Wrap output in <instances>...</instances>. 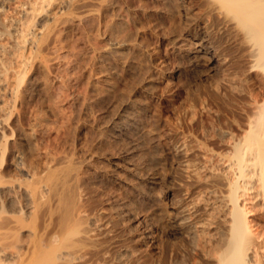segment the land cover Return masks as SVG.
I'll return each instance as SVG.
<instances>
[{"label": "rangeland", "instance_id": "rangeland-1", "mask_svg": "<svg viewBox=\"0 0 264 264\" xmlns=\"http://www.w3.org/2000/svg\"><path fill=\"white\" fill-rule=\"evenodd\" d=\"M171 1L84 0L82 5L76 1L77 5L75 0H0V117L11 112L12 118L10 117L8 125L16 135L14 138L23 146L19 144L22 149L16 148L10 158L15 170L14 177L17 174V178L31 179L33 165L46 166L52 162L51 159L58 160L60 156H65L66 159L71 156L81 161L87 155L97 154L96 157L93 156L94 164H84L87 174L95 178H91L92 191L89 190L84 198L89 200L87 210L96 226L107 232H104L107 235L103 238L104 242L106 241L104 245L107 246V249L105 246L103 249L107 252L104 250L103 257L95 256L93 264H106L103 259L107 256L114 257L115 264H200L202 261L195 248L199 239L204 238L199 237L203 232L199 231V236L193 237L187 232L176 233L164 228L156 219L158 216L154 215L152 208L145 204L146 201L133 193L124 182L127 179L133 183L138 182V178L128 175L115 164L133 152L128 150L130 154H127L129 145L127 147V144L119 142L117 145L113 141L111 129L123 120L122 112L126 101L137 99L135 106L132 102L130 105L142 115L146 133L140 139L138 146L142 147L137 148L136 156L150 157L163 153V156H166L169 153L170 156L173 155L172 158L175 157L173 160H163L161 166H158L163 167L164 180L159 187H170L175 197L183 200L178 199L180 202L191 203L199 197L203 198L205 194V185L199 181H203L207 175V172L200 168L204 161L200 159H203V153L206 151L199 141L210 139L207 136L214 140L224 128H220V124L218 126L216 122L210 123L212 119L207 116L205 109L208 108V102L213 103L207 94L198 92V89L203 83H212V86H219L221 90L224 78L221 81L223 75L210 71L203 72L195 80H179L172 73L177 61L166 37L170 36L168 29L171 26L182 29L195 20L199 21L210 36L212 35V42L218 53L221 52V65L217 62V66L220 65L219 67L224 69L225 77L231 76L235 79L239 75L240 65L236 54L238 45L237 41L232 39L235 38L234 35L230 36L229 27L223 24L222 15L219 12H214L215 15L209 14L202 0H186L190 10L187 6H180L179 2L176 4V0ZM74 5L75 12L70 14ZM104 12L106 19L102 18ZM79 15L91 18L83 19L80 23L82 17L79 18ZM186 19L193 21H188V25L185 23ZM93 22L96 26H90ZM82 28L88 32L83 30V34ZM139 32L145 33L144 42L146 41L149 47L142 46L138 52L129 47L114 57L105 55L104 49L106 50L105 47L112 38L129 40ZM45 62L48 63L46 67L43 66ZM23 75L26 82L20 84ZM251 81V86L264 89L262 73L252 74ZM18 89L26 90V94L23 93L25 96H21L22 99L16 94ZM224 108L225 106L222 107ZM197 119L206 122L205 128L208 131L205 133V128H199V136L190 134L191 129L188 127ZM222 121L226 122V118H222ZM36 129L40 134H36ZM41 130H44V134ZM224 134L227 139L226 133ZM20 136L23 139L18 138ZM221 137L214 141L220 144L218 139H221L220 142L225 143L226 139ZM174 147L182 149L180 156L172 154ZM65 158L62 159L63 163ZM195 167H198L196 170L200 169L197 176ZM194 176H200L203 180L199 178L197 181ZM201 186L203 189H200ZM186 197L191 199L187 200ZM120 203L134 206V219L130 216L125 221L126 226L133 228L132 233L129 231L131 234L123 231L119 225L116 226L106 214ZM261 211L258 209L251 218L257 219L259 214L263 215ZM258 221L264 225V218ZM147 222H150L149 225L154 230V238L142 243L137 239ZM206 234L203 233L204 236Z\"/></svg>", "mask_w": 264, "mask_h": 264}, {"label": "bare ground", "instance_id": "bare-ground-1", "mask_svg": "<svg viewBox=\"0 0 264 264\" xmlns=\"http://www.w3.org/2000/svg\"><path fill=\"white\" fill-rule=\"evenodd\" d=\"M76 1L77 3L80 2L79 5L84 3V0H75L74 3ZM176 1L173 3L176 2L177 4L179 2L180 6H185L184 8L187 6V9H189L186 0ZM202 1L209 14L219 12L222 15L223 21L222 19L221 21L229 27L230 36L234 35L235 38L232 39L237 41L238 53L236 54L240 64L239 75H237L239 77L235 74L237 79L231 78V76L229 78L225 77L224 69L219 67L221 65L219 63V53L221 52L218 53L212 42V35L210 36L209 32L206 31L207 29L199 21L194 19L195 21L189 25L188 21L193 20L186 19L185 23L187 22L186 24L189 25L187 28L169 27L168 34L170 36L166 37V40L173 49V55L177 61L174 66L175 70L171 72L179 80H183V78H190V81L191 79L195 80L203 72L210 71L218 72L221 74L220 76L223 75L221 81L224 78L223 82L220 81L222 83L221 90L218 88L219 86L217 88L212 86V83H203L198 89L200 90L198 92L207 94L213 103L206 102L208 108H204L207 116L212 119L210 123L213 121V123L216 122V125L218 123V126L220 124V128H224V130L221 129L220 133L222 135L226 133L227 137L226 139L225 134L222 136L220 133V136L216 135L217 138L222 136L221 138L226 139L225 143L222 142L226 148L220 142L221 139H218L220 145L214 141L217 138L213 140L211 136H207L210 139L199 141L206 151H202L205 153H203V159H200L204 160L200 168L205 170L207 175L204 180L200 176L196 178L197 174H200L198 173L200 169L196 170L198 166L195 167L197 173H194L196 175L194 178L197 181L199 178L203 180L199 182L205 185L206 198H204V194V196L202 195L203 198L199 197L200 199L197 198V201L182 203L180 202L182 199L178 198L179 201L170 187L166 189L159 187L164 180L162 177L163 167L158 166H161L163 160L171 159L173 155L170 156L168 153L169 155L163 156L164 153L162 155L160 152L161 155L154 156L152 154L154 157L150 156L151 158L146 157L144 154V156H136L135 153L140 146H138L140 139L146 133L142 115L133 108V105H130L134 103L135 106L138 102L137 99L131 101L132 103L126 101L124 112H122L123 120L111 129L113 141L117 145L118 142L119 144H127V147L129 145L127 151L131 150L133 152L130 156L127 155L129 157L126 156L127 158L115 164L128 175L138 178V182L133 183L130 179L124 180V182L129 185L128 188L130 187L133 193L146 201L145 204L147 203L152 208L154 215L158 216L156 219L161 222L164 228H169L176 233L183 234V232H187L189 236L193 235V237L195 235L199 236L197 234L200 233L199 231L204 234L207 233V236L201 233L202 235L199 237L203 236L204 238L199 239L197 248H195L202 259L200 264H264V225H261L258 221L264 218V89L250 84L252 74L262 73L264 75V0ZM168 6L170 5L166 7ZM73 12H75V5L69 13L73 14ZM102 15L104 19L106 17L105 12ZM80 16L82 17V15H79V18H81ZM84 17L81 18L80 23L83 22V19L89 17V20L91 18L90 16ZM186 17L188 18L189 15H186ZM94 24L93 22L90 26ZM84 25L87 26V24ZM83 28L81 31L85 29ZM142 33L133 34L134 36L129 40H127L128 38L120 40L112 38L105 47L106 50L104 49L105 55L114 57L129 47H132L136 52L142 46L149 47L146 41L144 42L145 33ZM217 62L220 64L219 66H217ZM43 66H48V63L45 62ZM189 75L190 77H188ZM25 82V76L23 75L20 84ZM25 91L18 89L16 94L21 97ZM23 98L25 99V97ZM223 105L225 106L224 109H222ZM6 114L0 117V264H93L95 256L96 258L97 256L103 257L102 253H105L104 250L107 249V246L104 245L106 241L103 240L107 235L104 234L106 231L96 226L93 217H91L92 215L90 214V216L89 210H87L89 200L87 201V198H84V195L90 189H93L91 178L95 179L90 177L87 171L84 170V164H94L96 153L93 152L94 157L86 154L87 156L81 161L71 158L70 153L68 159L65 156L58 155L61 160L59 157L58 160L53 158L50 160L52 162H49V165L46 164V166L40 167L41 164H35L37 165V167L35 166L36 172L33 165L34 172L32 171L33 176L31 179H23V177L22 179L18 177V179L17 174L14 177L15 170L12 167L10 158L13 157V151L19 147V144L21 146L22 144L20 141V143L17 142V138H14L16 135L8 125L9 119L12 118L11 112L10 115ZM222 118H226V122L222 123ZM205 125L206 122L202 120L193 121L188 125L191 129L190 134L197 136L199 128L203 130ZM44 130H41L43 131L42 134H44ZM205 130H203L205 133L208 132L207 128ZM36 131L38 132L37 129ZM39 132L36 134H40ZM203 148L201 149L204 150ZM182 149L174 147V149L172 148V154L178 157L182 154ZM129 151L127 154H130L131 151ZM42 153L47 154L48 152ZM63 158L66 160L65 163H63ZM195 185L194 187H196ZM200 189H203V187ZM85 196L87 197V195ZM189 199L187 198V200ZM132 207L134 206L120 203L113 207L114 209L110 213L104 211L107 212L109 219L116 226L119 225L118 227L123 231L132 233L133 228L126 226L125 223L130 216L134 219L135 215L133 214L135 213H133ZM258 209L263 211H261L263 215L259 214L257 219L251 218V215L257 213ZM135 219H138L137 216ZM149 224L150 222H147L138 235L137 240L142 243L151 241L154 238V230ZM104 246L106 249H103ZM103 260L106 264L116 263L114 257L108 258L107 256Z\"/></svg>", "mask_w": 264, "mask_h": 264}]
</instances>
